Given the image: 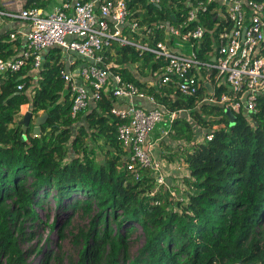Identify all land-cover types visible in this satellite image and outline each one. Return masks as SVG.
I'll list each match as a JSON object with an SVG mask.
<instances>
[{"label": "trees", "instance_id": "16d2710c", "mask_svg": "<svg viewBox=\"0 0 264 264\" xmlns=\"http://www.w3.org/2000/svg\"><path fill=\"white\" fill-rule=\"evenodd\" d=\"M127 1L141 26L173 23L174 18L179 22L189 10L186 0H162L159 6L147 0ZM43 6L31 0L24 8ZM217 23L218 18L207 12L188 26L207 31L201 57L222 27L217 28ZM22 49L18 38L10 40L8 33L0 36V59L15 57ZM101 54L105 63L115 66L113 74L169 111H189L202 128L223 127L209 132L210 141L195 143L191 126L180 118L174 121L171 136L190 143L191 148L179 154L188 170L182 180L185 196L170 202L156 189L149 170H142L138 180L127 171L128 153L116 133L120 121L110 114L114 99L110 91L95 102L85 125L80 124L84 111L71 118L72 94L61 78L65 70L61 49L46 52L39 72L33 71L30 58L18 73L0 76V264H30L20 236L25 222L37 221L36 209L49 197L58 208L73 200L74 211L97 210L89 222L90 231L80 236L83 246L74 264H120L127 240L137 228L144 244L127 264H264V235L257 230L264 218V97L258 98L257 113L249 119L234 114L230 125L223 108L198 105L206 87L195 97L180 95L174 82L160 89L147 87L143 79L165 64L152 54L117 43ZM19 84L24 85L20 95L8 99ZM29 89L34 92L31 100ZM214 92L219 95L226 89ZM26 103L34 113H47L38 136L32 133V121L26 133L17 123L19 107ZM49 228L53 230L54 225Z\"/></svg>", "mask_w": 264, "mask_h": 264}, {"label": "built area", "instance_id": "2783aa9c", "mask_svg": "<svg viewBox=\"0 0 264 264\" xmlns=\"http://www.w3.org/2000/svg\"><path fill=\"white\" fill-rule=\"evenodd\" d=\"M147 1L155 6L162 2ZM183 3L189 7L185 20L181 21V16L179 22L174 18L173 23L156 21L149 26H141L139 19L133 17L127 0H74L49 13L24 6L16 13L0 10V23L10 18L27 25L26 31L9 34L10 40L18 38L24 45L15 57L0 59V76L18 73L30 58L33 71L39 72L46 52L57 47L64 54L72 53L83 60L81 66L61 72L72 94L71 118L85 111L89 102L99 101L111 85L113 98H146L155 105L150 110L112 107L110 114L120 121L116 133L117 140L128 151L127 171L138 180L142 170H149L156 189H161L170 202L183 198H177L167 184L162 165L151 159L148 139L158 124L166 122L171 128L185 111H169L154 97L123 82L113 74L112 66L104 62L102 50L117 43L140 53H150L155 61H164L160 70L151 73L152 85L158 89L174 82L180 95L195 97L207 83L212 90L204 92L198 105L230 109L233 114L241 113L249 119L258 112V98L264 97V0H186ZM207 12L218 18L217 28L222 27L216 39L211 34L214 42L201 57L199 51L207 31L201 26L190 30L188 26ZM220 88L228 92L216 95L214 90ZM16 89L20 93L24 85L19 84ZM248 121L252 124V120ZM203 139L210 141L211 133Z\"/></svg>", "mask_w": 264, "mask_h": 264}, {"label": "rangeland", "instance_id": "374dc122", "mask_svg": "<svg viewBox=\"0 0 264 264\" xmlns=\"http://www.w3.org/2000/svg\"><path fill=\"white\" fill-rule=\"evenodd\" d=\"M2 23V22H1ZM34 92L28 90V96L31 97ZM40 113V112H38ZM179 148L187 147L182 143ZM175 185L171 182V187ZM51 196L55 195L50 190ZM177 198H184L183 189H175ZM77 200L83 199L82 196H74ZM73 200L65 202L58 208L52 197H49L36 209L38 219L32 225V221L24 224V232L20 236L22 248L27 252L30 264H74L78 259V253L83 246V239L80 237L90 231L89 222L92 216L97 212L92 207L90 214H85L82 210L74 211L71 209ZM70 223L66 225V222ZM54 229L50 230L49 226ZM261 235H264V218L257 228ZM62 232V236H60ZM144 244V237L139 228H137L129 237L126 243L127 251L122 253L120 264H127L138 256V251Z\"/></svg>", "mask_w": 264, "mask_h": 264}, {"label": "crops", "instance_id": "0c3cea01", "mask_svg": "<svg viewBox=\"0 0 264 264\" xmlns=\"http://www.w3.org/2000/svg\"><path fill=\"white\" fill-rule=\"evenodd\" d=\"M31 0H0V10H4L11 13H16L18 10L23 7L24 5L28 4ZM35 1V0H33ZM74 0H36V2H42L44 4L43 8L41 9L45 13L51 12L53 9L60 7L64 3H71ZM26 23L20 20H14L10 18H5L2 23H0V36L3 34H10L14 31L24 32L27 30ZM20 40V39H19ZM21 41V40H20ZM21 45L23 46V42L21 41ZM21 51V50H20ZM103 56V55H102ZM105 62V58H104ZM63 66L66 70H71L74 68L75 65L81 66L83 64V60L80 59L79 56L75 54H64L63 53V60H62ZM72 63V64H71ZM110 64L112 67H115L112 63H106ZM135 66L132 67L135 71ZM118 75V74H116ZM119 76V75H118ZM123 82H125L121 76H119ZM143 81L147 83V87L153 86L154 80L151 78V74L149 76H146ZM127 83V82H125ZM131 84V83H130ZM133 85V84H132ZM207 88V93H210L212 88L205 83ZM134 86V85H133ZM137 88V87H136ZM138 89V88H137ZM139 90V89H138ZM110 91V94L112 92V85L109 87L108 92ZM140 91V90H139ZM228 92V89L226 90ZM106 93V92H105ZM146 96H150L147 95ZM30 100L32 99V96L29 97ZM131 106L143 108L145 110H150L155 107V105L151 102H149L146 98L141 99L137 97L133 98H114L113 99V106L117 107L119 109H126ZM95 107L94 102H89V106L87 109L83 112L85 113L82 117L81 123L82 125H85V116ZM198 108V107H197ZM223 110H225L223 108ZM27 112H32V108L30 107V103L23 104L19 107L18 116H17V123L22 120L24 115ZM33 113L32 116V127L34 128V122L36 117L41 116L43 112L40 113ZM225 114V113H224ZM186 121L192 128V134H193V142H201L204 136L208 132H212L220 127H223V125H214L211 128H202L194 123V121L189 116V111H185L180 113L178 119ZM219 118H212V120ZM47 120V119H46ZM171 128L168 127V124L166 122H162L157 125L154 132L149 136L148 139V146H149V154L151 156V159L155 162H159L164 172L166 173V182L167 184L171 185V182L175 185L172 187L173 191L175 192V189H183L182 180L185 177H188V170L186 165L182 162L181 157H179L180 152H183L187 149L191 148V144L187 143L185 141L175 140L171 136ZM33 133V131H32ZM41 133V132H40ZM34 135V134H33ZM40 135V134H39ZM35 136V135H34ZM184 143L186 148H179V145ZM101 145V143H98ZM108 149L109 146H108ZM126 150V149H125ZM128 153V151L126 150ZM178 154V155H176ZM171 156V159L170 157ZM102 152H99V160H101ZM126 157V155H125ZM124 157V158H125ZM126 160V158H125Z\"/></svg>", "mask_w": 264, "mask_h": 264}, {"label": "water", "instance_id": "95a60500", "mask_svg": "<svg viewBox=\"0 0 264 264\" xmlns=\"http://www.w3.org/2000/svg\"><path fill=\"white\" fill-rule=\"evenodd\" d=\"M18 95H20V93L19 92H16V93L12 94L8 99H11L14 96H18ZM224 113H225V115L227 116V118L229 120V124L230 125H233L234 120H235V116L232 113V111L230 109H225L224 110ZM32 116H33V113L32 112H27L24 115V117L22 118V120L18 122V124L22 126V131L24 133L27 132V129H28L30 123H31ZM46 119H47V113H43L41 116L36 117L35 122H34V128H33V134L35 136H38L40 134V132H41V126L43 124H45ZM214 120H217V119H214ZM24 137L25 136H23V138Z\"/></svg>", "mask_w": 264, "mask_h": 264}]
</instances>
